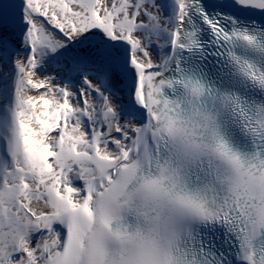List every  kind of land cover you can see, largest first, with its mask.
Wrapping results in <instances>:
<instances>
[{"label": "snow or ice", "instance_id": "obj_1", "mask_svg": "<svg viewBox=\"0 0 264 264\" xmlns=\"http://www.w3.org/2000/svg\"><path fill=\"white\" fill-rule=\"evenodd\" d=\"M0 264H264V0H0Z\"/></svg>", "mask_w": 264, "mask_h": 264}]
</instances>
